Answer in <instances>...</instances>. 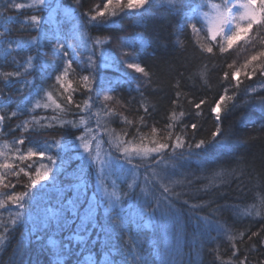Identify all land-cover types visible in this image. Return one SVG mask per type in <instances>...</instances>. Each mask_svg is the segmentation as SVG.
I'll return each mask as SVG.
<instances>
[{"label": "snow or ice", "instance_id": "6c2138e0", "mask_svg": "<svg viewBox=\"0 0 264 264\" xmlns=\"http://www.w3.org/2000/svg\"><path fill=\"white\" fill-rule=\"evenodd\" d=\"M193 2L168 0L166 11L176 20L173 35H183L191 29L193 35L203 33L208 38V45L202 46L203 52L212 54L214 48H218L219 53H227L242 39L254 46L256 41L251 40L248 34L255 28L260 36L264 30V0H221L220 3L211 4L201 0L195 7ZM49 6L46 0H33L27 6L39 8L37 14L21 21L37 33L31 39H12L13 30L6 26L13 22V17L6 14L7 9L18 11L25 7L24 4L9 0L7 9L0 12V28H3L0 31V50L4 52L5 61L15 67L14 71L2 74L0 103L12 96L13 93L5 89L10 88L13 82L19 84L15 94L21 97L10 116L7 113L0 115V134L14 137L12 150L15 152L14 158H10L6 152L0 151L5 161L0 163V188L3 189L0 191L3 197L0 199V215L9 212L13 231L21 222L32 224L28 246H35L36 259L30 264H52L48 258L47 244L57 245V242L50 237L45 242L50 232L60 236V243L52 253L56 264H81L79 256L83 248L96 246L108 250L104 264H128V257H121L120 254L139 248L142 240L146 239L139 237V232L147 227L141 221L147 218L154 227L158 218L175 216L176 203L182 193L173 189L183 181L174 180L173 177L184 176L181 169L186 162L196 157L200 159L202 169L208 168L210 166L205 159L207 152L217 148L229 157L225 165L234 163L237 168L219 172L216 178L224 180L225 177L235 176L237 169L241 173L245 171L239 166L246 161L237 156V150L246 141H242L231 127H223V120L241 110V123L254 128L259 123V130L264 131V94L245 99L249 89L242 90L243 81L240 80L241 74L251 79L259 72L264 77V50L255 51L245 60L242 68L231 73V77L228 72L224 73L223 94L211 107L215 130L209 139L197 140L200 125L196 122L185 123L184 111H180L179 116L173 111L162 129L148 124L157 109L155 105H146L145 94H152L150 90L155 83L156 73L144 66V56L148 51L155 53L157 48L176 47L171 40L158 42L150 35L149 25L153 21V16L147 15L149 8L153 7L150 0H101V3L83 11L79 10L83 7V0H75L74 18L77 22L70 32L64 31L51 16L45 23L43 12ZM205 7H210L212 11L200 15V10ZM130 16L137 17V23L131 26L142 27V35L148 36L141 41L139 48L115 35V29L107 27ZM93 31L113 34L101 40L90 34ZM69 40L75 43H69ZM113 43L117 44V48L108 49L111 53L109 56L105 55V50H100L97 55L101 44ZM46 49L51 52V59L47 58ZM21 53H30L22 63L17 60ZM232 67L229 65V68ZM133 72L141 75H133ZM125 84L130 86V91L122 89ZM251 91L254 93L256 90ZM77 96L84 99L77 102ZM176 97L172 104L179 107V91ZM8 103H11L10 99ZM132 104H138L143 109L139 123L123 114ZM204 104L203 99L194 104L197 117ZM247 107L255 111L244 113L243 109ZM68 115H72L73 119H66ZM25 116L30 119H23L5 130L6 120ZM117 121L123 125L119 132L109 127ZM143 128H150V132L143 133ZM50 132H60L62 136L60 139H50ZM77 132L81 134L77 135ZM4 147L7 148L8 144L5 143ZM54 148L58 151L54 152ZM10 159L12 162H8ZM66 161L77 163L80 175L74 177L69 172L65 180L60 181V177L68 171ZM97 161L98 168L95 167ZM161 162L165 163V167L157 172L155 169L160 167ZM84 169L98 177L104 174L116 176L121 184L125 183L121 174L127 173L132 175V183L127 184L119 194L115 191L110 194L105 192L101 197L95 187L90 193ZM141 170L145 173L142 181ZM188 183L192 181L188 180ZM18 186L23 190L17 191ZM53 196L55 203L52 202ZM38 197L43 200V207ZM128 201L136 205L134 213L125 212L129 207ZM211 203L213 201L191 207H210ZM224 207L217 206L214 212L221 213ZM231 210L236 217L241 216L238 207L231 206ZM243 215L251 216L252 212L247 211ZM133 216L140 219L134 220ZM197 219L205 225L212 224L208 217ZM36 224L40 227L37 228ZM131 224L137 226L135 236L129 234ZM216 229L223 231V226L217 222ZM5 231H8L7 225ZM125 234H129L127 239H123ZM11 235L9 232L0 237V243ZM245 236L248 241L245 251L237 247L235 236L229 238L232 244L231 258L227 262L220 260V264H252V253L264 249V228L250 234L246 231L239 240L242 242ZM77 242L79 248L76 247ZM18 248L14 264H24L22 252L25 245L20 243ZM88 259L90 257H85V260ZM131 259L140 264H157L155 257L149 260L134 255ZM159 264H185V261L182 256L177 258L170 255L167 260H160ZM188 264L192 262L189 260ZM256 264H264V260H256Z\"/></svg>", "mask_w": 264, "mask_h": 264}, {"label": "trees", "instance_id": "16d2710c", "mask_svg": "<svg viewBox=\"0 0 264 264\" xmlns=\"http://www.w3.org/2000/svg\"><path fill=\"white\" fill-rule=\"evenodd\" d=\"M15 2L22 3L25 7L18 11L7 9L9 0H0V12H4L7 9L6 14L13 17V22L10 25H6L13 30L11 38L14 40L31 39L37 33L31 31L21 21H26L30 19L31 15L37 14L39 8L27 7L33 3V0H15ZM46 2L50 6L44 9L43 12L45 23H48V17L51 16L59 22V26L64 31L70 32L73 25L77 22L74 18L75 0H46ZM200 2L201 0H194L193 7ZM207 2L209 4L220 3L221 0H207ZM99 3H101V0H83V7L79 10L83 11L85 8ZM150 3L153 5L147 13V15L153 16V21L149 25L150 35L158 42L171 40L176 44V47L157 48L155 53L148 51L144 56V66L156 73L154 77L155 83L152 86V90H150L152 94H145L147 97L146 105H155L157 109L154 118L149 119L148 124L162 129L169 122V117L173 111H176L177 116H179L180 111H184L186 113V116L183 118L185 123L196 122L200 125L196 139H209L211 133L215 130L214 114L211 113V107L219 99V95L223 94L225 84L224 73L228 72L231 77V73L237 68H242L245 60L254 54L255 51L264 50V30L261 31L260 36L257 35L255 28L248 34L251 40L256 41L254 46L242 39L235 43L233 48L227 53L221 54L218 48H214V52L209 54L202 51V46H207L209 42L203 33L200 36H195L192 34L191 29H189L186 34L173 35L176 29V20L172 16H169L166 11L168 0H150ZM207 8L209 7L202 8L200 12L205 11ZM136 23L137 17L130 16L123 21H118L115 25L107 27L115 29V35L126 39L129 43L139 48L141 41L146 40L148 36L142 35L144 31L142 27L131 26ZM0 31H3V28H0ZM90 34L93 37H100L101 40H104L113 33L93 31ZM69 43H75V41L69 40ZM116 48V43L101 44L97 49V55H99L100 50H105V55L109 56L111 53L108 49L116 50ZM46 51L48 50L46 49ZM29 54L21 53L17 57L18 62L22 63L23 59ZM117 54L119 53L117 52ZM47 58L51 59L50 51H48ZM100 62L104 63L107 61ZM229 65H233V67L229 68ZM14 70L15 67L5 61L4 52L0 50V79H2L4 72ZM128 71L132 72V70ZM132 74L136 76L141 75L134 72ZM240 80L243 81L241 89H249L248 95L244 97L245 99L253 95L264 94V77L259 72L253 75L251 79L241 74ZM234 83L235 80H233ZM0 87H3L2 82H0ZM17 87H19V84L13 82L10 88L5 89L6 92L11 91L13 94L3 103H0V115L7 113L10 116L11 110L15 109L16 104L21 99V97L15 94ZM122 89L125 92L130 91V86L125 84L122 86ZM251 89H255L256 91L253 93ZM177 91L180 92L179 107L172 104V101L177 98ZM133 95L137 94L133 93ZM8 99H10L11 103H8ZM75 99L77 102H81L84 97L77 96ZM125 99H127V96H125ZM137 99H139L138 95ZM201 99L205 101V104L201 106V114L197 117V110L194 108V104L198 103ZM252 111L255 110L250 107L243 109L244 113H251ZM142 113L143 109H140L138 104H132L129 106L128 111H125L123 114L128 119L139 123V115ZM241 115V110L229 114L227 119L223 120V127H231L239 134L242 141H246L245 143H241L237 150V156L246 161L239 166L245 171L241 173L237 169L235 176L225 177L224 180L216 178V174L219 172L225 170L232 171V169L237 168V165L234 163L225 165L224 162L229 157L223 154V150L217 148H211L207 152L205 159L210 166L208 168L202 169L200 166L201 161L196 157L186 162L181 169L184 176L173 177L174 180L183 181V184L173 189L182 193L180 200L176 203L177 212L175 216L173 218H158L154 227L148 222L147 218L141 221V224H146L147 227L139 232V237H146V239L142 240L139 248L135 250L129 249L120 254L121 257H128V264H140L139 261L131 259L134 255H139L149 260L155 257L157 264H159L160 260H167L170 255L177 256V258L178 256H182L185 264H188L189 260L192 264H220V260L227 262L231 258L232 244L229 242L231 236L236 237L237 247L245 251V244L248 242L247 236L241 242L239 240L240 235L246 231L250 234L264 228V199H262L264 197V191H262L264 189V179H262L264 177V131L259 130V123H257L255 128L250 124L245 125L241 123ZM65 118L73 119V116L68 115ZM23 119H30V117L25 116L18 119L6 120L5 130L7 127H14L19 124ZM101 123H103L102 113ZM109 127L119 132L123 125L117 121L110 124ZM142 132L147 134L150 132V128H143ZM80 134L81 132H77V135ZM18 136L19 132H17ZM61 136L62 133L60 132L48 133L50 139H60ZM13 139L14 137L12 136L0 134V151L6 152L10 158H14L15 156V152L12 150ZM68 139L71 138L69 137ZM5 143L8 144L7 148L4 147ZM53 151H58V149L54 148ZM101 157L103 158V151L101 152ZM73 160H75V157H73ZM3 162H5L4 157L0 156V163ZM8 162H12V159ZM95 167H99V161H97ZM164 167L165 163L161 162L160 167L155 170L159 172ZM65 168L68 171L60 177V181H64L65 176L69 172L74 177L80 175V167L75 162L66 161ZM84 171L87 172L86 182L90 193L92 188L95 187L101 197L104 196L105 192L110 194L115 191L119 194L122 189H126L127 184L132 183V175L127 173L121 174L125 180V183L121 184V181L116 176L104 174L98 177L87 169H84ZM144 175L145 173L141 170V181ZM188 180H191L192 183L189 184ZM114 181L115 187L113 186ZM20 190L23 189L18 186L17 191ZM0 191H3V189L0 188ZM68 195H71V193ZM47 198L45 197V199ZM0 199H3V197L0 196ZM38 200H40V206L43 207V200L40 197H38ZM185 200L188 201L187 204L184 203ZM208 201H213L210 207H198L195 209L191 207L193 204L199 205ZM52 202L55 203L54 196L52 197ZM128 205L129 207L125 209V212L134 213L136 205L132 201H128ZM217 206L225 207L221 213H215L214 209ZM231 206L240 209V217H236L233 214ZM247 211H251L252 215H243ZM198 217H208L212 221V224L205 225L202 220L197 219ZM133 219L139 220L140 218L133 216ZM217 222L223 226V231L216 229ZM5 225H7V232L5 231ZM36 227L39 228L40 225L36 224ZM31 228L32 224L30 222H21L15 231H13L9 212H3L0 215V237L8 235L9 232L12 233L8 239L0 243V264H14L16 262L17 252L19 251L18 245L20 243L25 245V249L22 252L24 264H30L31 261L36 259L35 246H28ZM137 230L135 224L129 225L130 235L135 236ZM129 234H125L123 239H127ZM49 237L57 242V245L47 244V248L49 249L48 258L52 261V264H56V258L52 253H54L55 247L60 243V236L50 232L46 235L45 242H47ZM76 247H80L78 242L76 243ZM107 251L102 246L94 248L85 247L79 259L81 264H104ZM261 253H264V249H261L259 253H252V264H256V260H264V255ZM85 257H90V259L85 260ZM67 259L66 257L65 260L67 261Z\"/></svg>", "mask_w": 264, "mask_h": 264}, {"label": "rangeland", "instance_id": "374dc122", "mask_svg": "<svg viewBox=\"0 0 264 264\" xmlns=\"http://www.w3.org/2000/svg\"><path fill=\"white\" fill-rule=\"evenodd\" d=\"M212 10H211V8L209 7V8H207L205 11H201L200 12V15H202L203 14V12H211ZM241 41V40H240Z\"/></svg>", "mask_w": 264, "mask_h": 264}]
</instances>
